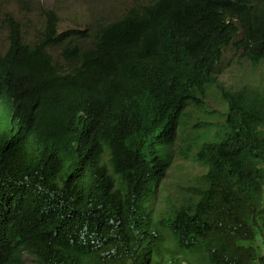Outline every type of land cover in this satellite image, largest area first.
<instances>
[{"label": "trees", "instance_id": "16d2710c", "mask_svg": "<svg viewBox=\"0 0 264 264\" xmlns=\"http://www.w3.org/2000/svg\"><path fill=\"white\" fill-rule=\"evenodd\" d=\"M41 12L31 38L3 17L0 264H264V92L217 71L233 42L264 62V0L136 2L95 29ZM210 87L227 110L194 153L203 185L155 211Z\"/></svg>", "mask_w": 264, "mask_h": 264}, {"label": "rangeland", "instance_id": "374dc122", "mask_svg": "<svg viewBox=\"0 0 264 264\" xmlns=\"http://www.w3.org/2000/svg\"><path fill=\"white\" fill-rule=\"evenodd\" d=\"M149 0H0V51L9 45L8 29L3 17L11 13L20 24V30L31 38L38 28H43L41 7L52 9L59 17L60 30L69 28H97L100 23L120 16L136 2ZM239 37V36H238ZM55 59H61L60 49L51 48ZM219 78L229 89L244 85L264 92V62L253 66L233 42L224 48L217 65ZM227 104L215 87H210L203 107L191 105L181 121L175 141L169 146L171 163L166 177L160 181L153 201L154 210L167 204H179L194 195L203 185L205 168L194 158L198 145L215 136L222 129ZM203 124V125H201ZM25 264H37L31 255H24Z\"/></svg>", "mask_w": 264, "mask_h": 264}]
</instances>
